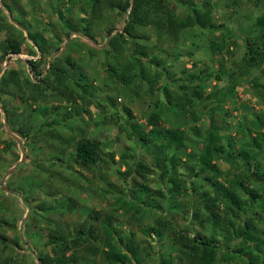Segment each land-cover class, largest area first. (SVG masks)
<instances>
[{
  "label": "rangeland",
  "instance_id": "374dc122",
  "mask_svg": "<svg viewBox=\"0 0 264 264\" xmlns=\"http://www.w3.org/2000/svg\"><path fill=\"white\" fill-rule=\"evenodd\" d=\"M210 1L215 30L185 29L176 41L160 36L151 27L139 29L138 33L144 32L148 39H132L123 34L121 49L114 51L107 42L121 32L124 25L126 14L120 9L101 5L97 14L91 15L85 0H0V47L8 40L21 41L19 54L2 57L0 48V76L14 71L22 82L19 92L11 96L0 94L1 104L10 116L8 119L6 111L0 107V221L7 222V225H0V236L5 238L4 241L0 238V264H38L36 255L26 251L23 242L36 253L52 256L43 246L48 229H71L87 220L91 212L111 216L117 232L124 238H132L141 254V264H157L159 256L168 254L175 257V264H182L167 233L153 239L142 232L156 224L160 218L158 211L142 209L136 212L124 201L133 193L135 183L146 184L153 190L166 188L161 184L159 171L153 167V158L159 151L140 148L129 135L131 123L148 131L147 117L157 112L160 128L181 131L184 149L177 152L178 172L181 178L192 180L196 186L202 183L193 173H187V164L192 163L189 156L197 155L202 147L209 117L214 119L222 142L230 145L233 155L250 142L256 132L264 133V65L244 73L241 67L245 51L243 40L259 35L257 18L262 17L264 22V0ZM176 12L177 17L185 15L183 7H176ZM86 18L96 21L91 25V36L80 31L66 36L64 21L76 25ZM25 24L42 33L49 43L60 39L58 50L51 46L49 55L41 56L26 39ZM109 29L112 31L106 35ZM210 42L224 45V51H212ZM56 56L62 62L66 59L77 62L74 69L66 62L63 67L67 72L73 69V74L80 72L85 76L87 91L79 98L80 90L74 89L73 102L67 100L69 89L75 88L72 84L57 87L58 84L48 78L44 84L39 83L40 78L45 77L47 64ZM134 57L141 60L139 68H127ZM29 60L35 61V73L41 72V76L34 78ZM130 74H138V77L131 82L122 81ZM193 74L200 75L204 95L215 94L214 97L204 100L194 97L192 86L197 82H188ZM182 94L192 98V104L186 109L176 104L177 97ZM44 105L57 108L60 114L61 122L50 132L41 126ZM123 108L131 111L132 121ZM73 109L79 115L62 121L61 117ZM17 129L27 130L32 139L20 138L14 133ZM82 137L99 143L104 161L89 168L70 160L50 161L61 152L72 151L74 143ZM170 154L159 153L158 157ZM122 156L133 167L132 171H126L120 161ZM257 161L260 174L264 171V148ZM215 162L225 177L239 176L251 190L258 188V183L249 179L243 168L239 170L225 160L216 159ZM141 164L144 169L138 168ZM219 180L224 182V177ZM201 186L207 189L205 184ZM13 189L22 193L31 210L28 211L12 193ZM192 195L170 198L167 216L179 226L190 227L184 218L187 200L195 198ZM260 212L256 223L264 229V212ZM23 221L28 226L20 229ZM189 230L209 233L199 226ZM17 232L22 237L19 244ZM101 234L98 230L97 239L90 242L97 248H102ZM88 244L81 247L85 260L80 264H107L86 252ZM70 254L71 251L67 252ZM217 264L246 263L237 259L224 261L219 253Z\"/></svg>",
  "mask_w": 264,
  "mask_h": 264
},
{
  "label": "trees",
  "instance_id": "16d2710c",
  "mask_svg": "<svg viewBox=\"0 0 264 264\" xmlns=\"http://www.w3.org/2000/svg\"><path fill=\"white\" fill-rule=\"evenodd\" d=\"M85 2L91 15H96L101 5L120 9L126 14L121 32L111 36L107 42V45L114 51L121 49L123 34L132 39H148L144 32L138 33L139 29L151 27L160 36L176 41L180 39L182 31L185 29L194 27L206 30L216 29L212 23L213 6L210 0H200L197 4L194 0H85ZM178 6L185 9V15L182 18L177 17L176 7ZM61 17L65 18V16ZM95 23V18L79 20L76 25L64 21L63 28L66 30L67 37L72 32L79 31L91 36V25ZM256 26L260 29L259 35L243 40L245 48L241 58L243 73L251 68H260L264 65V22L262 17L257 18ZM23 30L26 31V39L32 43L41 56L49 55L51 46H55L53 48L58 50L59 44L62 43L59 38V41L57 40L54 44L49 43L42 33L29 29L27 24L24 25ZM111 31L112 29L106 31V35H109ZM55 40L56 38H54ZM20 43L21 41L15 40L3 43L0 47L2 57L19 54ZM210 49L215 52H223L225 46L210 42ZM63 62L72 68L78 66L77 62H70V59ZM63 62L57 56L54 57L44 69L43 76L45 77L40 78L39 83L44 84L48 78L51 81L54 80L58 84L57 87L72 84L75 88L69 89L67 100L73 102L75 101L76 88L80 90L79 98V95L83 96L87 91L85 76L80 72L73 74L74 68L67 72L63 67ZM28 64L31 72L34 73V78L41 76V72L35 73L37 67L35 61L29 60ZM140 64V58L134 57L132 64L127 68L137 69ZM262 75L264 77V71H262ZM136 77L138 74H130L127 77L124 76L122 81L131 82ZM188 82H197L192 86V94L198 100L215 96V94L204 95L199 74L190 75ZM21 86L22 82L14 71L6 74L4 72L0 76V94L2 95L11 96L12 93L19 92ZM186 87L181 86V88ZM232 89L233 86L230 87V90ZM176 104L186 109L192 104V98L182 94L177 97ZM0 107L6 111L9 119V112L1 104V100ZM56 109L51 105H44L45 113L41 126L46 128L47 132L53 131L61 122L58 118L60 114ZM123 111L130 121L134 119L128 108H123ZM73 112L75 113L76 110L73 109L72 112L62 116V121L79 115V112L74 115ZM159 120V113L151 112L146 120L149 130L143 131L135 122H132V130L129 134L134 137L135 143L142 149H154L162 154L171 153L170 156L160 157L157 153V157L153 158V167L159 171L161 184L166 188L153 190L146 184L135 183L133 193L128 194L124 200L127 206L136 212L142 209L158 211L160 218L156 224L143 229L142 232L153 239L159 238L162 233H167L179 253L178 259L182 264H217L219 253H222L224 261L237 259L246 264H264V229H260L256 223V218L261 216L260 211L264 212V171L259 174L257 161L264 148V133L256 132L250 142L241 146L233 155L229 149L230 145L222 142V136L219 134V128L214 119L209 117L208 126L202 139V147L197 155L189 156L192 163L187 164L189 166L187 173H193L194 178L201 181V185L207 186V189H203L201 185L196 186L192 180L188 181L186 177L181 178L182 174L178 172L177 163L180 159L177 152L184 149L183 133L171 128H160ZM14 133L24 140L32 139V135L27 130L17 129L14 130ZM100 153L98 142L82 137L74 143L72 151L65 154L61 152L60 156H54L50 158V161L70 160L80 167H96L103 160ZM216 159L231 162L239 170L243 168L249 175V179L258 183V188L251 190L239 176L230 179L225 177L216 164ZM120 161L126 166V171H132L133 167L124 161L123 156ZM144 167L142 164L138 166L140 169H144ZM223 177L224 182H221L219 179ZM12 193L20 199L28 211L31 210L19 190L13 189ZM184 194H193L192 196L195 197L186 202L184 220L190 227L199 226L208 230V234H200L189 230L190 227L179 226L173 218L167 216L170 209V198ZM0 225H7V222L2 220ZM27 226V222L23 221L20 229L27 228ZM98 230L102 232V238H100L102 248H97L90 243L92 239H97L95 235ZM0 238L3 241L5 239L3 236ZM45 239L46 242L43 246L51 251L52 256L49 253H36L30 249L26 242H23L25 250L36 255L38 264H80L85 260L81 247L86 243H89L86 246V252L92 256H98L104 263H142L141 254L132 238L122 237L114 228L112 218L108 214L101 215L91 212L87 220L71 229L69 227L49 228ZM16 240L18 244L22 243L19 232L16 233ZM69 251L71 254L67 255ZM175 262V257L171 254L161 255L157 260V264H175Z\"/></svg>",
  "mask_w": 264,
  "mask_h": 264
},
{
  "label": "water",
  "instance_id": "95a60500",
  "mask_svg": "<svg viewBox=\"0 0 264 264\" xmlns=\"http://www.w3.org/2000/svg\"><path fill=\"white\" fill-rule=\"evenodd\" d=\"M123 29V28H122ZM74 33L72 32L71 35H73ZM22 152H23V149H22ZM23 154V153H22Z\"/></svg>",
  "mask_w": 264,
  "mask_h": 264
}]
</instances>
